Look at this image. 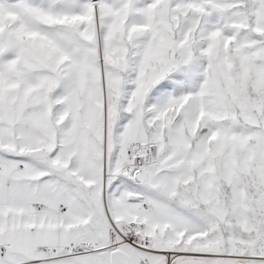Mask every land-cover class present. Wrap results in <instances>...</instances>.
Wrapping results in <instances>:
<instances>
[{
  "label": "snow or ice",
  "instance_id": "6c2138e0",
  "mask_svg": "<svg viewBox=\"0 0 264 264\" xmlns=\"http://www.w3.org/2000/svg\"><path fill=\"white\" fill-rule=\"evenodd\" d=\"M0 264H264V0H0Z\"/></svg>",
  "mask_w": 264,
  "mask_h": 264
}]
</instances>
